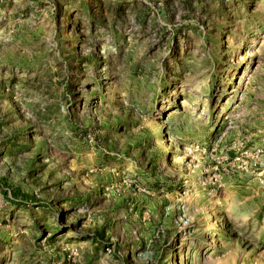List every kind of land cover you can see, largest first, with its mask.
<instances>
[{"label": "rangeland", "instance_id": "1", "mask_svg": "<svg viewBox=\"0 0 264 264\" xmlns=\"http://www.w3.org/2000/svg\"><path fill=\"white\" fill-rule=\"evenodd\" d=\"M0 264H264V0H0Z\"/></svg>", "mask_w": 264, "mask_h": 264}, {"label": "trees", "instance_id": "2", "mask_svg": "<svg viewBox=\"0 0 264 264\" xmlns=\"http://www.w3.org/2000/svg\"><path fill=\"white\" fill-rule=\"evenodd\" d=\"M24 195V197H27V194H23Z\"/></svg>", "mask_w": 264, "mask_h": 264}]
</instances>
